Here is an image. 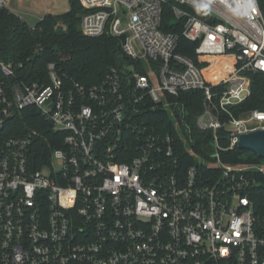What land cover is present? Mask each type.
Returning a JSON list of instances; mask_svg holds the SVG:
<instances>
[{
  "label": "built area",
  "instance_id": "1",
  "mask_svg": "<svg viewBox=\"0 0 264 264\" xmlns=\"http://www.w3.org/2000/svg\"><path fill=\"white\" fill-rule=\"evenodd\" d=\"M173 1L80 0L83 34L119 38L131 61L98 83L55 62L26 80L23 61L0 60V264H264V158L224 159L264 130V108H232L264 73V14L258 0ZM165 6L197 61L163 30ZM25 112L49 133L16 128Z\"/></svg>",
  "mask_w": 264,
  "mask_h": 264
},
{
  "label": "trees",
  "instance_id": "2",
  "mask_svg": "<svg viewBox=\"0 0 264 264\" xmlns=\"http://www.w3.org/2000/svg\"><path fill=\"white\" fill-rule=\"evenodd\" d=\"M264 14V0H258ZM172 2H174L172 0ZM205 21L212 17L203 9L179 4ZM86 12L80 0H71V8L62 14H45L35 25L29 24L17 13L7 7H0V60L23 61L22 75L27 80H43L47 74V65L55 62L58 68L80 82L90 84L100 82L110 66L121 67L130 63L123 53L121 40L109 35L91 37L81 30V17ZM175 19L170 6L164 7L163 30H172L180 38L179 52L197 61L195 53L197 42L183 36L184 20ZM252 76V91L242 103L232 106L236 114L255 108H264V73L255 72ZM47 80V79H46ZM49 82V80H48ZM191 114L201 111L203 93L189 91L181 94ZM193 120V119H190ZM16 128L27 124L41 132L49 133L42 126L41 119L31 117L28 112L18 115L12 122ZM13 133V132H11ZM230 163L261 162L262 159L251 150L236 147L224 154ZM261 182L252 191V199L257 215L264 219V173H257Z\"/></svg>",
  "mask_w": 264,
  "mask_h": 264
},
{
  "label": "rangeland",
  "instance_id": "3",
  "mask_svg": "<svg viewBox=\"0 0 264 264\" xmlns=\"http://www.w3.org/2000/svg\"><path fill=\"white\" fill-rule=\"evenodd\" d=\"M13 3V5H11ZM25 21L35 25L45 14H62L71 8V0H8V7ZM176 19H173V22Z\"/></svg>",
  "mask_w": 264,
  "mask_h": 264
},
{
  "label": "water",
  "instance_id": "4",
  "mask_svg": "<svg viewBox=\"0 0 264 264\" xmlns=\"http://www.w3.org/2000/svg\"><path fill=\"white\" fill-rule=\"evenodd\" d=\"M238 147L242 150H251L264 158V130L244 133L240 137Z\"/></svg>",
  "mask_w": 264,
  "mask_h": 264
},
{
  "label": "crops",
  "instance_id": "5",
  "mask_svg": "<svg viewBox=\"0 0 264 264\" xmlns=\"http://www.w3.org/2000/svg\"><path fill=\"white\" fill-rule=\"evenodd\" d=\"M11 5H13V3H12ZM7 8H9V7H8V0H7ZM9 9L12 10V9H13V6H12V8L10 7ZM12 11H13V10H12ZM13 12L17 13L16 11H13ZM17 14H18V13H17Z\"/></svg>",
  "mask_w": 264,
  "mask_h": 264
},
{
  "label": "bare ground",
  "instance_id": "6",
  "mask_svg": "<svg viewBox=\"0 0 264 264\" xmlns=\"http://www.w3.org/2000/svg\"><path fill=\"white\" fill-rule=\"evenodd\" d=\"M211 75H212V73L208 72V76H211Z\"/></svg>",
  "mask_w": 264,
  "mask_h": 264
}]
</instances>
